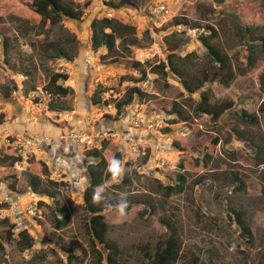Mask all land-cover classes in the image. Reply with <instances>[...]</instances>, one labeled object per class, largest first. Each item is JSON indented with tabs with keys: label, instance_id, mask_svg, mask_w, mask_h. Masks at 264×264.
<instances>
[{
	"label": "rangeland",
	"instance_id": "1",
	"mask_svg": "<svg viewBox=\"0 0 264 264\" xmlns=\"http://www.w3.org/2000/svg\"><path fill=\"white\" fill-rule=\"evenodd\" d=\"M119 1L63 0L83 10L82 21L65 19L46 27L29 7L33 0H0V28L12 46L8 56L0 59V94L7 86H18L12 98L0 97V130L4 129L0 131V257L5 264H108L104 259L108 249L98 245L101 260L92 252L90 212L84 200L90 185L88 167L97 159L85 152L80 158L66 155L55 142L38 147L14 144L18 136L54 139L65 131L53 136L28 128L15 130L31 123L40 129L47 125L66 130L74 121L84 123L83 129L96 130L106 127V122L123 121L124 129L112 128L130 133L140 145L135 150L119 139L107 141L103 155L108 161L120 150L123 178L132 177V183L122 184L123 178L118 184L109 180L106 195L112 202L126 193L134 203L122 218L114 209L99 205L109 225L107 237L122 251L120 262L144 264L146 254L153 255L170 236L163 223L167 220L179 231L185 258L197 255L201 264H264V159L252 145L264 147V113L258 110L264 103V52L256 47L264 43V30L248 25L222 0H131L117 9L108 5ZM234 3L264 20V0ZM110 13L109 18L136 28L125 39H117L118 63L101 59L107 53L105 47L97 52L92 48V22ZM211 29L218 35L211 43L230 61L221 76L230 75L232 80L228 85L209 81L192 92L184 80L196 86L218 67L200 39ZM50 42H57L73 60L56 57ZM170 54L176 55L173 63L185 79L168 65ZM134 61L144 63L148 72L146 81L138 85L146 96L137 97L117 116V102L127 87L134 86L128 79L120 84V78L140 77V71L132 68ZM161 62L167 64V76L150 69ZM56 73L68 75L61 84L74 92L38 97ZM99 84L108 88L103 94L108 106L91 101ZM204 95L212 108L225 103L233 107L219 119L197 113ZM249 100L258 101L255 111ZM41 103L46 104L43 110ZM244 110L257 117L256 124L243 119ZM77 112L83 119L73 116ZM4 155L21 156L23 161L11 166L2 161ZM180 174L187 179L185 192L167 197L162 186L175 184ZM32 175L65 184L60 187L59 213L53 199L34 192ZM233 210L246 212L253 242L241 237L232 220ZM62 215L70 217L67 225L56 219ZM12 225H16L14 236L8 237ZM22 230L33 237L32 247L20 245Z\"/></svg>",
	"mask_w": 264,
	"mask_h": 264
},
{
	"label": "trees",
	"instance_id": "2",
	"mask_svg": "<svg viewBox=\"0 0 264 264\" xmlns=\"http://www.w3.org/2000/svg\"><path fill=\"white\" fill-rule=\"evenodd\" d=\"M131 0H120L117 3L109 2L108 5H111L113 8L117 9L120 6H122L125 3L130 4ZM224 5H226L229 9L233 11V13L239 17L242 18L243 21H245L248 25H252L254 28H259L264 30V20H262L260 17H256V15L251 14L249 11L246 10L243 6H236L235 0H222ZM30 9L43 21V26L46 27H53L57 26L61 23V21L65 19H70L72 21L81 22L84 12L80 8H73L71 6H68L63 3V0H33V2L30 4ZM251 21V22H250ZM185 25V22H183ZM92 48L94 51H99L102 47H105L107 49V53L105 55L101 56V59L103 61H107L109 63H118L120 62L119 59V50L117 48V39H125L131 32H134L136 28L134 26L124 24L121 21H118L113 18L103 17L99 19H95L92 22ZM217 32L215 29L210 30V34L201 37V41L203 45L208 50L209 55L213 59L215 63L218 64L217 70L213 73V75L209 78L208 76L203 77L200 82L196 84V86L190 85L188 80H184V85L189 89V91L195 92L196 89L203 88L204 84L207 82H221L224 84H229L232 80V76L230 75H224L221 76V73L223 71H226L229 68V58L227 55H225L221 49H219L216 45L212 44L211 41L217 38ZM246 40H248V37H246ZM49 47H51L54 51V55L56 57L60 58H68L70 61L73 60L72 56H69L66 51L61 48L60 45L57 44V42H50ZM259 48L261 52H264V43L256 46ZM11 46V40L9 37H3L2 29L0 28V59L1 56H8ZM55 49H57L58 53L55 52ZM129 49V48H125ZM176 55L170 54L168 56L169 63L174 72L179 75L182 80L186 78V75L184 72H182L180 69H178L175 64L173 63L174 58ZM188 57V56H187ZM186 57V58H187ZM185 58V59H186ZM216 64V65H217ZM144 63L134 61L132 63V68L140 71V77L135 78H128L127 76H124L120 78L121 84L128 79V81H132L134 83V86L127 87L123 97L117 102L116 104V110H117V116H120L124 109L131 105L137 97L143 99L145 98L146 94L142 91L139 84L146 81L148 77V72L144 68ZM248 64H246L245 67H243V70L246 69ZM242 66L244 64L242 63ZM167 64L165 62H161L159 64L153 65L150 67L151 71L154 73H158L164 76H167ZM246 70H244L245 72ZM68 75L63 73H56L53 74L48 82V84L45 86V90L53 97L58 96H68L74 92L72 88L69 86H66L64 84H61V80H68ZM262 85L264 86V74L261 77ZM35 89V88H34ZM108 88H104L103 85L99 84L97 88L95 89L93 95L91 96V101L94 105H106L108 106L109 103L107 100H103V94L106 92ZM18 90V86L14 84L13 86H7L5 87L0 97L3 99H10L12 98L13 94ZM255 100V99H254ZM209 100L207 96H203L202 102L197 107V113H207L211 115L214 119H219L226 111L230 110L233 107L232 103H225L220 104L216 108H212V106L209 104ZM249 104L251 109L254 111L256 110V107L258 105V101L254 104L253 101L249 100ZM261 112L264 113V103L261 104L258 108ZM172 111H175L174 109ZM175 113V112H174ZM110 117V116H109ZM243 119H245L249 124H256L257 123V117L254 114H248L246 111H243L242 114ZM0 124H3L0 122ZM215 141V143H217ZM105 147H107L108 143L104 144ZM255 148H257V156L262 157L264 159V147L262 144H253ZM179 149L183 150L185 149L182 146H179ZM104 150H91L89 152H86L87 154L91 155L92 157L96 158L97 161L94 164L89 165L88 167V173L90 176V185L86 188L84 192V200L87 205V208L90 212V221H89V228L90 233L92 234V244L91 249L92 252L97 253V255L100 257V260L102 259V252L98 249V245L104 246L106 249L109 250V254L104 259L107 260L108 264H122L120 262V255H121V249L119 246L108 239V232H109V225L106 222V216L103 213V208L100 207L97 204H93L91 201L92 193L95 189V187L99 184H101L104 181H109L110 177L106 172L107 168V160L103 155ZM115 158L123 160V153L120 150H117L114 154ZM208 159H211V155H206ZM3 162L9 163L11 166L15 165L17 162L23 161V157L19 156H13V155H4L2 157ZM200 163V161L198 162ZM180 167L184 169V163L180 164ZM45 169H47V166H45ZM132 178V177H131ZM130 177L125 176L122 180V184H128L130 185L132 183V179ZM187 179L184 174H180L176 178L175 184H168L165 186H162V190L164 194L167 197H170L173 194H181L185 192L186 186H187ZM63 184V182H57L53 179H48L47 181H44L40 177L36 175H32L31 177V187L34 190V192L40 194V195H46L49 198L53 199L55 205L57 206V213L60 212L59 210V203L61 200L62 192L60 190V187ZM129 200V209L131 208L132 204L134 203L133 199ZM117 201V200H116ZM116 201H112L113 203ZM233 213V222L240 228L241 230V237H248L250 242H253L254 237L252 234V230L250 226L247 224L246 220V212L244 210L239 211H232ZM57 220L61 221L64 225H67L70 222V217L67 215H62L56 217ZM163 223L168 226L170 229V236L168 239H166L161 247L157 249V251L152 255L147 253V261L144 264H178L180 261H182L181 264H201V260L197 255H193L192 258H185L184 251L182 249V240L181 236L179 234V231L177 227L171 222L167 220H163ZM16 228V225L10 226L9 230L7 231L8 237L14 236V229ZM21 242L20 245L26 246L27 248H30L34 245V239L31 236V234L27 230H22L21 233ZM2 244L0 243V251L2 250ZM0 257V264H5V260Z\"/></svg>",
	"mask_w": 264,
	"mask_h": 264
},
{
	"label": "built area",
	"instance_id": "3",
	"mask_svg": "<svg viewBox=\"0 0 264 264\" xmlns=\"http://www.w3.org/2000/svg\"><path fill=\"white\" fill-rule=\"evenodd\" d=\"M162 10L165 7L161 8ZM108 17H113V14H109ZM50 94L44 89H41L38 92V97H49ZM46 108V104L41 103V109ZM158 127H162L158 125ZM119 139L124 145L133 146V149H137L140 145V141L135 139L130 133L120 134L119 131L113 129H99V130H75L70 131L67 134H62L58 138H43L36 139L33 136L24 137L18 136V140L14 141V144L18 147L21 146L23 142L28 143L30 146H42V145H51L55 142V146L62 148L63 152L66 155H72L76 158H80L85 151L102 149L105 142ZM9 144H12L11 138L8 140ZM163 165V164H162Z\"/></svg>",
	"mask_w": 264,
	"mask_h": 264
},
{
	"label": "clouds",
	"instance_id": "4",
	"mask_svg": "<svg viewBox=\"0 0 264 264\" xmlns=\"http://www.w3.org/2000/svg\"><path fill=\"white\" fill-rule=\"evenodd\" d=\"M109 18V17H108ZM121 84V81H120ZM113 129L111 126H106L102 127L99 129ZM96 129V130H99ZM75 130H89L87 128H79V129H74V130H66L64 134H67L70 131H75ZM93 130V129H92ZM116 130V129H113ZM118 131V130H116ZM107 143V142H105ZM105 145L102 147V149H95V150H104ZM91 151V150H89ZM89 151H85L89 152ZM76 158V157H75ZM106 172L110 177V180L113 184H118L121 182L123 176L125 175V168H124V163L121 159L118 158H111L107 161V168ZM109 182L104 181L101 184L97 185L92 193L91 196V201L93 204L97 205H103L107 209H114L115 212L119 217H125L128 214V209H129V200L128 196L126 193H120L119 194V199L116 202H109L106 191L109 188Z\"/></svg>",
	"mask_w": 264,
	"mask_h": 264
},
{
	"label": "crops",
	"instance_id": "5",
	"mask_svg": "<svg viewBox=\"0 0 264 264\" xmlns=\"http://www.w3.org/2000/svg\"><path fill=\"white\" fill-rule=\"evenodd\" d=\"M21 113V112H20ZM74 117L79 118V119H83V116H81V114H79L77 112V114H73ZM20 118L24 117L22 114H20L19 116ZM75 119V120H76ZM19 121H23V119H20ZM106 126H111V127H116L118 130H122L126 127V124H124V122H119V123H112V122H106L105 123ZM81 126V127H80ZM85 126L84 123H80L79 125L76 124V121L72 122L70 124V126L68 128L70 129H66V130H72V129H79V128H83ZM28 128V130L32 133H40V134H43V135H53V136H56V135H59V133H63L64 131L66 130H62V129H58V128H50L49 126L47 125H43V128H38L37 126H35L34 123H31L29 124L28 126L25 125H19V126H16V130L17 132L15 133H19V132H22V131H25L26 129ZM7 131H11L10 129H6ZM5 130V131H6ZM1 133L4 132V129L0 130Z\"/></svg>",
	"mask_w": 264,
	"mask_h": 264
}]
</instances>
